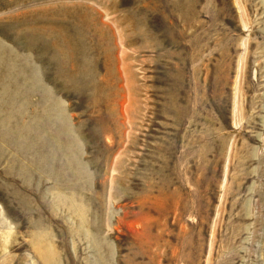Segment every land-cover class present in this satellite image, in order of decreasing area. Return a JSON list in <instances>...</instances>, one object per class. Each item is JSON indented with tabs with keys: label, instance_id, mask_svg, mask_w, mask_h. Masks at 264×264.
Wrapping results in <instances>:
<instances>
[{
	"label": "rangeland",
	"instance_id": "rangeland-1",
	"mask_svg": "<svg viewBox=\"0 0 264 264\" xmlns=\"http://www.w3.org/2000/svg\"><path fill=\"white\" fill-rule=\"evenodd\" d=\"M0 264H264V0H0Z\"/></svg>",
	"mask_w": 264,
	"mask_h": 264
}]
</instances>
